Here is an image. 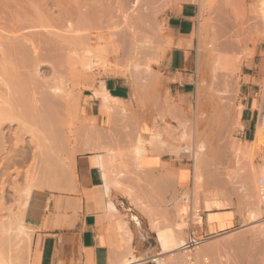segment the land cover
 <instances>
[{
	"label": "crops",
	"instance_id": "crops-1",
	"mask_svg": "<svg viewBox=\"0 0 264 264\" xmlns=\"http://www.w3.org/2000/svg\"><path fill=\"white\" fill-rule=\"evenodd\" d=\"M199 12L195 2L168 9L166 23L173 46L167 50L162 66L164 83L172 96H187L193 90ZM99 69H83V79ZM104 70L132 74L131 91L113 77L99 83L90 97L99 100L100 107L95 108L93 103L85 108L81 98L77 128L71 135L66 132L49 166L42 156L38 159L30 179L34 188L24 222L31 232L28 264H126L125 259L132 256L148 261L160 257L168 252L162 253L156 232L158 228H176V204L179 206L182 200L185 203L186 196L177 194L190 189L193 198V192L197 193V152L180 147L182 142L176 135L181 125L185 127L189 110L174 108L179 103L168 95L169 108H131L139 96L141 81L157 80L154 70L137 77L116 67ZM180 103L191 104L186 100ZM73 109L66 122L72 121ZM256 110L249 108V103L242 108L246 140L255 126ZM191 138L183 140L189 144ZM206 139L211 143V135ZM208 154L212 158L214 150ZM207 157L202 166L206 182L201 189L203 234L216 236L242 225L248 208L239 184L233 179L215 178L212 159ZM30 163L31 158L25 169ZM175 197V202L169 203Z\"/></svg>",
	"mask_w": 264,
	"mask_h": 264
},
{
	"label": "bare ground",
	"instance_id": "bare-ground-1",
	"mask_svg": "<svg viewBox=\"0 0 264 264\" xmlns=\"http://www.w3.org/2000/svg\"><path fill=\"white\" fill-rule=\"evenodd\" d=\"M167 1L168 0H137V3L134 4L136 8L134 7L135 10L132 9L133 13L131 12L132 15H130L128 13H125V10L127 12V9H124L126 6H124L125 3L123 0H116L115 5L112 3V0H0V87H4L3 94L0 93V155L2 153H5V121H15V117H19L20 119L18 118L17 121L20 123L27 122L26 119H29L28 121H31L30 123H32L33 121L36 124L35 126L31 125L30 127L32 128L33 134L39 135L35 138H40V140L36 141H40L44 145L43 149V147L39 143L41 148L43 149V152L41 154V148L39 147V156L41 154V158H43L45 164H48L49 166L51 160H54L52 157L55 155L56 149L55 151H53V146H56L55 148H57L58 145L61 144V140L65 138V135L63 134V129L65 127L63 126L68 124L65 123V121L69 119L67 118V114H70V108L79 107V99L75 97L76 95L73 96L69 91L63 90V88L57 83L52 85L49 81V78H46L43 75V71L45 70V67H49L52 71V74L54 75L56 74L57 69L60 67V65H63L64 67L65 65L67 66V64H70L71 60L75 58L73 55V50L75 49L74 47L77 45L82 47L83 44H85L86 31L84 29H86L87 27L104 25L107 27L112 26L114 29L119 30V38H122V47L120 45L121 49L119 50V52L121 51V54H126L127 42L131 43V49L132 51H134V59L136 62L134 64V76L136 75L137 77V75L150 73L151 69L147 67L146 70H144L141 67V62L144 59L143 57H147V55H149L148 52L153 49L152 41L151 39H149V35L145 31L147 29H152L153 24L159 25V27H161L158 11H156L155 8L156 6H159L161 4L164 5L165 2L167 4ZM176 1L177 3L195 2L202 5L201 0ZM217 1L218 2L214 1L216 3L215 10H212L216 11V22H214L215 25L219 27L215 25L213 27L219 29H215V32H213V34L215 35L214 39L217 37V40H219L221 39V37L219 38V36H221L222 34L225 35L231 29L230 28L227 32H225L228 28L224 29L222 26L225 25L224 21H226L225 18H227L224 16L225 11L227 10L226 8L230 7L228 5L229 1ZM155 3L157 4L155 5ZM258 3L259 2H257V6L260 5V3L262 6H264V0H261L260 3ZM258 10L256 9L257 12H255L257 14H255V19L252 20L255 21L254 23H257L256 26L260 25L259 23L261 22L264 23V9H260L262 10L261 12L259 10L260 14L258 13ZM236 14L237 13H235V15ZM240 18L241 17H239L238 19L239 21H241ZM238 20H231V22L236 21L239 25ZM120 22L121 25L124 24L122 28H120L121 25L118 26ZM231 22L229 23L231 24ZM228 26H232L233 28L237 27V25L236 27H234L233 24H231V26ZM228 26L226 25V27ZM239 27H242V22ZM26 28L29 29H27L28 32L26 30L27 33L24 31ZM257 28L259 27L257 26ZM237 34L238 37H235L237 36ZM243 34L244 33H242V35ZM232 35H234V39L238 38L236 41H233L237 44H233L239 47V44L242 43V38L240 37H243L245 34L243 36H239V33H236V35L235 33H233ZM231 36L229 38L232 40L233 38H231ZM119 38L117 37L116 40ZM229 43H218L214 44V48L211 47L214 56L210 64V68H212L215 81H219V71L225 69V67L221 65L222 56L218 51H221V49L225 48L227 49L230 45ZM85 52L86 57L84 56V58L81 59L82 69L89 70L98 67L101 61L97 59L93 54H88L87 51ZM143 53H147V55L144 56ZM124 54L122 57L125 58L123 60L126 61L127 56L125 55L124 57ZM141 58L143 59L141 60ZM138 60H140V62ZM199 64L200 62H198V66ZM213 88L211 87L210 92H214ZM199 92L200 91L197 92L196 108H207L206 105H201ZM227 92L228 91L226 90L225 92L223 91L221 93L222 95H227ZM221 93L219 92L218 94L220 95ZM213 95L214 94H211L210 97H212ZM215 97L217 96L214 95V98ZM224 105L225 104H223L221 98L219 99V101L215 102L212 105V108L213 106L214 108H224ZM210 107L211 106L209 105V108ZM14 108H17L19 110H16ZM260 111L261 114L257 123V133H259L261 137V135H264V97H262L261 100ZM201 138H203V136ZM33 140L35 139L33 138ZM198 146L199 151L197 153L195 152L196 154L194 155V177L195 186L197 188L196 191L199 195V193H201V189L203 188V186H205L206 183L204 179L205 176H203L204 172L202 173V166L205 157L208 156V146H206L204 141H202ZM190 147L186 148L191 149ZM57 152L59 151L57 150ZM45 164L43 165L45 166ZM49 169H51V167L45 168L46 171H49ZM262 173L264 176V166L262 168ZM263 176L261 177L264 178ZM253 178L251 181V191L253 192V194L251 195L253 200L256 201V208L255 210L252 209L251 211H249L246 216L248 217L249 221L251 220L250 222H256L259 218H264V197L259 194L258 185L253 184L256 183L254 182ZM3 188L1 189L2 191L0 196V264H25L24 258H28L30 253L31 232L27 229L24 222L33 187L28 185V188L23 190L21 189L22 191L18 194L19 197L17 208L15 207L16 210L14 211L12 208L7 207V205L5 204V192ZM187 197L188 196L186 195L185 203H189V198ZM5 211L8 212V215L6 216L3 215ZM177 224L178 225L176 226V228H158L156 235L162 253L168 252L169 254V252H172V254L174 255L177 253H181V255L185 258H183L184 264L187 261L186 258H189V256H194V258H196L197 260H205L207 256L212 255L216 251L220 252L218 253L219 255L215 257H220L221 251L223 253L225 252V254L221 255V258H219L220 262H223L222 264H264V224L253 226V228L255 227L256 231V235L254 233V236H251L252 234L250 235L248 233H241L237 235L233 234L231 237H229V240L226 239L227 241L225 242L221 240L222 243L220 242L217 244H210L211 242L208 243L205 239L203 240L202 245L198 246L193 255L187 254V256L181 250V247L186 243V239H183V237L181 238V236L178 237L179 235L177 236V232L178 234L184 232L183 230L185 229L183 227L187 224L185 223L186 225H183V222V226L181 225V222H177ZM234 247L236 249L232 250ZM211 257L213 258V256ZM154 259H159V264H165V260H163L164 258L162 259L158 257ZM150 261L146 260V258H139L136 256L125 259L126 264H145ZM150 263H152V261Z\"/></svg>",
	"mask_w": 264,
	"mask_h": 264
},
{
	"label": "rangeland",
	"instance_id": "rangeland-1",
	"mask_svg": "<svg viewBox=\"0 0 264 264\" xmlns=\"http://www.w3.org/2000/svg\"><path fill=\"white\" fill-rule=\"evenodd\" d=\"M123 1L125 3L124 6H126L124 9H127V12L125 10V13L132 15L133 13L132 9L135 10L136 7L134 4L137 3V0H126V2L125 0ZM214 1L218 2L217 0H201L202 5L197 3L201 11H200V16H199V24L197 26L196 33H195L197 42H196V47L193 51V56L198 59V62H200V64L199 66L197 65L196 70L194 72L193 90L187 96L186 95L178 96L175 94L172 96L167 92V86L164 83V80L166 79V77H165V72L162 66V60L167 50L170 49L171 46H173V38L170 34L169 27L167 26V23H166L168 9H169V6L171 5L178 6L181 3L180 2L177 3L176 0H168L167 4L165 2L164 5L161 4L159 6H156L155 10L158 11L159 21L161 22L160 23L161 27H159V25L153 24L152 29H147L145 31L149 35V39H151L152 41L153 49L150 52H148L149 55H147V53L146 54L143 53V55L144 56L147 55V57H143L142 55V57L145 60L141 58V60L142 59L144 60V61L142 60L141 62V67L144 70H146V68L148 67L149 69H151V72L154 70V73L158 76V78L155 81H145V80L141 81L142 85L141 87H139V90H140L139 96L137 97V99H135L131 108H142V110L144 111L151 110L149 108H169V103L171 102L166 101L167 95L170 97L172 101H174L175 103L176 102L179 103V104H175L174 108H179V107L182 108V106H183V110H186L187 108L189 111L186 117L187 120L185 121V127L183 128L181 125L180 126L181 128H179L176 134L180 136V140L182 142L180 144V147L191 146V149L193 151L198 152L199 151L198 145H200V143L204 141L206 146H208V153L210 152V150L213 149L214 154L212 158L209 156V154L207 155L209 158L212 159L211 160L212 161V172L215 173L214 174L215 178L219 180H222L223 178V181H224V180H228L227 178L229 177V179L231 178L235 180L239 184V186H241L244 200L247 205L248 213H249V211H251L252 209L255 210L256 208L255 207L256 201L253 200L252 195H251L253 194V192L251 191V184H252L251 181H252V178L254 177L255 179L253 178V180L256 183H253V184L257 185V179L263 176L262 168L264 166V135H261L260 137V134L257 133L258 132L257 123H258V120L261 114V111H260L261 100H262V97H264V26H263L264 23L262 22L259 23L260 25H257L259 28H257L256 26L257 23H254L255 21H252L255 19V14H257L256 9L257 10L264 9L263 8L264 6L261 5L260 3L261 0H232V1L225 0V1H229L228 2L229 4L228 3L227 4L229 5L230 8H226L227 12L225 11L224 16L227 18H225L226 21H224L225 25H222V26L224 29L228 28L225 32H227L230 28L231 29L229 30L228 33L226 34L224 33L228 37L222 34L223 38H222V35L219 36V38L221 37L222 39L221 40L218 38L219 40H221L219 41L217 40V37L215 38L216 40L214 39L215 35L213 34V32H215L214 30L216 29V27H213L216 22L215 21L216 11H214L216 3ZM219 1L221 2V0ZM256 1L259 2L260 5L257 6ZM112 3L115 5L116 0H112ZM156 4L157 3H155V5ZM252 6L253 7L256 6V7L253 8ZM259 6L260 7L262 6V7L260 8ZM259 10H258V13H259ZM261 11L262 10H260V12ZM235 13H237L236 14L237 18H236ZM239 17H241L240 18L241 21L238 20ZM231 20H238L239 25L236 21L231 22ZM229 22H231L233 26H234V23L236 22L234 27H236V25L237 27L233 28ZM241 22H242V27H239ZM120 25H121V22L119 23L118 26ZM226 25L227 26L230 25L231 27L229 26L226 27ZM122 26H124V24H122L120 28H122ZM27 29L28 28H26L24 31L26 32ZM84 30L86 31L85 44H83L82 47L77 45L74 47L75 49L73 48L74 49L73 55L75 58L71 60L70 64H67V66L65 65L64 67L63 65H60V67L57 69L56 74H54L55 76L52 74V71L49 67H45L44 68L45 70L43 71L44 72L43 75L46 78H49V81L52 85L57 83L63 88V90L69 91L73 96L76 95L75 97H77L80 100V107L78 108H81V98H82L83 106L85 108H87L88 105L93 104V103H96L95 108H99L100 101L96 99H92L90 95H92L93 90L99 83L106 81L108 78L113 77L115 78L114 81L116 82L126 83L128 86L129 92L131 91V84L133 83L132 77H131L132 74L131 75L127 74L126 76H123V74L121 73L117 74L115 72V74H117L115 75V74H112L114 73L112 70H109L108 72H106L104 68L108 69V68L116 67V69L120 70L123 73L134 72V68H135L134 64L136 63L134 59V51H132L131 49V43L127 42L126 43V47H127L126 54L124 53L121 54V51L119 52V50L122 47V43H121L122 38L121 39L119 38L120 37L119 30L114 29L112 26L107 27L104 25H100V26L95 25L92 27L91 26L87 27ZM242 30L245 31L246 33L243 32ZM235 31H238V32H235ZM230 32L232 34L235 33V35L236 33H239V36L240 35L243 36L245 34L243 37H240L242 38L241 39L242 43H240L241 45L239 44V47L233 44V43L237 44L236 42H233V41L234 40L236 41L238 38L234 39V35H232ZM242 33L244 34L242 35ZM195 34H193V36ZM229 35L230 36L232 35L231 36V38H233L232 40L229 38L230 37ZM116 36L119 39L116 40L117 38ZM235 37H238V34ZM228 39L230 40V43ZM218 43L219 44L229 43L230 45L227 49L225 48V49H221V51H218L219 54L222 56L221 65L224 66L225 69L219 71V81L217 80L215 81L212 68H210L211 67L210 64L214 56L212 52V48L215 47L214 44H218ZM210 44L213 46H211ZM233 46H235L236 48ZM85 51H87L88 54H93L94 56H96L97 59L101 61L100 65L98 66L100 69L95 71L94 75L87 78L86 80L83 79L82 71L84 70L81 67V59H83L84 56L86 55ZM248 52L249 53L252 52V53L249 54ZM123 54H124V57L125 55L127 56L126 61L123 60L125 59L122 57ZM138 61L140 62V60ZM108 62H110L111 64L115 62V65L112 66L111 64H108ZM211 87L212 88L214 87L213 88L214 92H210ZM3 89L4 87H0L1 94H3L4 92ZM197 90L201 92V93L199 92L200 94L199 98L201 101V105L203 106L206 105L207 108H204V107L196 108L197 106L196 98H197V92H198ZM226 90L228 91L227 95H222L221 92L223 91L225 92ZM219 92L221 93L220 95L218 94ZM211 94H214L215 96H217L215 97L216 99L214 98V95L210 97ZM128 97H129V94H127V99ZM221 98H222L223 104H225L224 108H214V106L212 108V105L215 102L219 101V99ZM184 100H186L188 103H191V104H181L180 102ZM247 103H249V108L257 109L256 110L257 118H256V122H255V126L253 130L248 135V138L246 140L244 136V132L242 131L241 111H242V108H245V105H247ZM209 105L211 106L210 108H209ZM14 109L19 110L17 108H14ZM217 109L220 112H217ZM78 115H79L78 109L77 108L73 109L72 121L70 122L65 121V123H68L69 125L66 124L65 126H63L65 127L63 129L64 135H66V132H68L67 133L68 135H71L74 132V129L77 128V126L80 123V119L78 118ZM69 117L71 118V116ZM18 118L19 117H15L16 120L15 121L12 120L11 122L5 121V124H7V129H8V132L5 135V137H7L5 138V155L12 156L14 154H18V155L21 154V155H24V158H25L23 161V164H21V167H22V171H20L21 177L19 179L17 178L14 179L12 182L13 190L5 193V204L7 205V207L12 208L13 211L16 210L17 208L18 197H19L18 194L23 189L28 188V185L33 187V185H31L30 183V179L35 172V166L44 149L43 143H41L40 141L37 142L38 140H40V138L38 139L35 138V137H38L39 135L33 134L32 128L30 127L31 125L35 126L36 124L33 121L32 123H30L31 121H28L29 119H26L27 122L20 123L17 121ZM184 120L185 119H183L182 122H184ZM191 133H192V136H191ZM201 134L203 136L202 140L200 139ZM209 135H211L212 137L211 143L208 142L206 139V137ZM187 136L190 138L192 137L189 141V144L185 140H183V138ZM33 138L35 140H33ZM35 142H37L38 144ZM7 143L9 145H7ZM39 143L41 144L43 149L41 148ZM39 147L41 148L40 156H39V153H40ZM53 147H54L53 151H55L56 146H53ZM30 158H31V163L25 169L24 165ZM205 161L206 160H204V162ZM190 167H192V164L190 165ZM203 172L204 170L202 168V173ZM191 192L192 191L190 189H186L184 190L183 193H179L177 195L178 197L183 198V196L186 194L188 196L187 198H189L190 200L191 194H192ZM0 196H1V193H0ZM176 197L172 198L169 201V203H174L176 200ZM193 201H194L195 206L197 205L201 206L202 204L201 193H199L198 195V193L193 192ZM0 204H1V197H0ZM188 214H189V203H184L182 200L179 206L176 204L175 225L176 226L178 225L177 222H181V225H182V222H183V225L185 223L187 224V225L185 224L187 227L186 226L183 227L185 229L183 230L184 232L182 231L183 233H180V236L181 238L183 237V239H186L187 234H188V230H187L188 218H189ZM3 215L5 216L8 215V212L5 211ZM0 216H1V213H0ZM246 218L244 219L242 225H240L237 229L232 230L230 232L216 235V236H205V235L203 236L201 228H200V232L198 234L200 237H204L208 243L211 242L210 244L220 243L221 240L225 242L229 240V237H231L233 234L237 235L241 233L242 234L248 233L250 235L252 234L251 236H254V233H255L256 235L255 227L253 228V226L260 225L262 222L263 223L261 225H263L264 218H259L256 222H250L251 220L249 221L248 217ZM234 249L236 248L234 247L232 250ZM216 252L210 256H207L205 258L206 262L204 259L199 260V264H217V263L222 264L223 262H220L219 258H221V255L225 254V252L223 253L221 251L220 257H215L219 255L218 253L220 251L217 253ZM177 254L174 255L172 254V252L171 253L169 252V254L166 253L160 257L164 258L163 260H165L164 261L165 264H172L173 262L174 264L175 263L184 264L183 263L184 256H182L181 253L178 254V256ZM170 255L172 256L174 255L175 257L174 256L172 257ZM211 256H213V258ZM24 259H25L24 263L28 264L29 258L26 257ZM151 259H149V261ZM150 262H147L145 264H152Z\"/></svg>",
	"mask_w": 264,
	"mask_h": 264
},
{
	"label": "built area",
	"instance_id": "built-area-1",
	"mask_svg": "<svg viewBox=\"0 0 264 264\" xmlns=\"http://www.w3.org/2000/svg\"><path fill=\"white\" fill-rule=\"evenodd\" d=\"M257 185H258V191L261 196L264 197V178L259 177L257 179ZM188 234L186 237V243L181 247V250L184 252V254L187 256L193 255L195 251L197 250L198 246L202 245L203 240H205L204 237L199 236L200 228L203 234V208L202 206H195L193 198L191 196L189 200V214H188ZM159 256L153 257L152 264H159V259H154L158 258ZM186 263L185 264H199V260L196 258L190 257L186 258ZM172 263V262H171ZM174 264V263H172ZM176 264V263H175Z\"/></svg>",
	"mask_w": 264,
	"mask_h": 264
},
{
	"label": "flooded vegetation",
	"instance_id": "flooded-vegetation-1",
	"mask_svg": "<svg viewBox=\"0 0 264 264\" xmlns=\"http://www.w3.org/2000/svg\"><path fill=\"white\" fill-rule=\"evenodd\" d=\"M7 132V124H5V135ZM7 145L9 144L7 143ZM24 159V155L21 154L8 156L5 155V153H2L0 155V193L3 187L5 193L13 190L12 182L14 179H19L21 177V164H23Z\"/></svg>",
	"mask_w": 264,
	"mask_h": 264
}]
</instances>
